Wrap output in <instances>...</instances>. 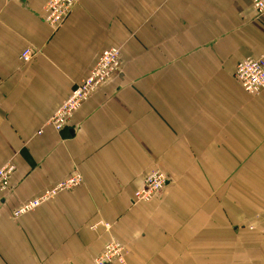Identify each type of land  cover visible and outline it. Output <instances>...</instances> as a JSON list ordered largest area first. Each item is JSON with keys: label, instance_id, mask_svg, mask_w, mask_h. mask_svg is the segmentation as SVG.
I'll use <instances>...</instances> for the list:
<instances>
[{"label": "crops", "instance_id": "crops-1", "mask_svg": "<svg viewBox=\"0 0 264 264\" xmlns=\"http://www.w3.org/2000/svg\"><path fill=\"white\" fill-rule=\"evenodd\" d=\"M48 1L0 0V168L17 167L0 264H94L112 239L126 264H264V93L235 78L264 60L254 0H78L57 32ZM112 47L123 73L56 132L48 120ZM156 170L169 184L136 203ZM75 172L82 186L12 218Z\"/></svg>", "mask_w": 264, "mask_h": 264}, {"label": "built area", "instance_id": "built-area-1", "mask_svg": "<svg viewBox=\"0 0 264 264\" xmlns=\"http://www.w3.org/2000/svg\"><path fill=\"white\" fill-rule=\"evenodd\" d=\"M78 0H49L44 8L45 21L55 31L64 27L70 19ZM253 9L259 16H264V0H254ZM38 51L34 47H27L21 53L24 63L36 58ZM122 48L112 47L104 50L98 57L88 76L78 84L61 106L48 120L47 125L61 133L73 119L82 106L89 101L107 82L120 76L123 71ZM235 78L242 89L251 96L264 93V60L248 58L236 67ZM17 171L15 164L8 162L0 168V193L6 194L11 189L12 179ZM167 175L162 170L153 171L144 180L143 188L135 193L136 203H150L156 199L169 184ZM84 184L82 175L75 172L52 188L44 191L40 196L23 203L13 211L12 218L18 220L23 216L35 212L44 204L54 200L59 194L75 190ZM103 226L110 231L112 226L100 222L92 227ZM128 250L124 244L112 239L103 252L95 259L94 264H126Z\"/></svg>", "mask_w": 264, "mask_h": 264}]
</instances>
